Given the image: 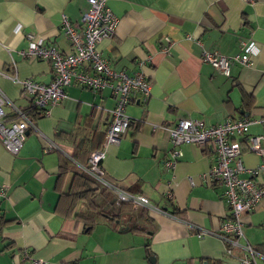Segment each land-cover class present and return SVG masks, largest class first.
I'll return each mask as SVG.
<instances>
[{
	"label": "crops",
	"instance_id": "crops-1",
	"mask_svg": "<svg viewBox=\"0 0 264 264\" xmlns=\"http://www.w3.org/2000/svg\"><path fill=\"white\" fill-rule=\"evenodd\" d=\"M105 4L117 24L114 35L99 42L97 50L113 69L128 73L150 56L142 71L151 93L147 101L134 96L126 106L131 124L119 144L108 147L102 167L108 181L121 182L167 214L115 207L94 191V200L119 218H104L83 231V223L72 214L83 204L72 209V201L62 195L74 174L64 154L85 162L91 146L104 135L115 100L107 89L93 92L71 82L49 115L36 119V130L28 132L17 155L0 143V185L6 186L0 202V264H31L24 253L46 264H237L224 255L223 244L213 235L229 210L224 187L203 179L214 159L212 146H177L180 157L167 171L163 164L171 144L165 128L181 119L212 126L229 117H264V0ZM87 9V0H0V70L48 84L54 76L51 65L23 59L19 53L27 48L26 35L40 36L68 54L72 48L63 35L61 16L81 26ZM245 39L254 43L252 65L235 63L228 77L201 60L204 50L235 55ZM0 89L15 105L28 107L19 84L0 76ZM4 110L10 113L8 106ZM38 133L64 154L45 151ZM262 133L261 123L247 129V135ZM241 142L244 166L264 164V157L248 149L246 139ZM168 188L171 199L165 197ZM242 223L247 242L264 255V200L242 215ZM131 224L142 230L124 228ZM200 233L205 234L198 237ZM262 258H257L259 264H264Z\"/></svg>",
	"mask_w": 264,
	"mask_h": 264
},
{
	"label": "built area",
	"instance_id": "built-area-1",
	"mask_svg": "<svg viewBox=\"0 0 264 264\" xmlns=\"http://www.w3.org/2000/svg\"><path fill=\"white\" fill-rule=\"evenodd\" d=\"M87 2L88 9L82 16L81 26L71 22L66 15L61 16L63 35L72 48L70 53H62L55 45L46 43L40 36L26 35L27 48L19 53L23 59L43 60L51 65L54 76L48 84H42L30 77L20 78L16 72L7 74L0 70V76L19 84L21 96L28 101V107L39 110V116H48L50 108L66 97V88L71 82L93 92L109 90L115 100L114 107L110 110V121L100 148L89 153L85 164L74 161L73 156L64 154L52 139L38 133L45 143L44 150L63 153L79 171L91 178L99 187L111 192L116 206L130 205L149 213L167 214L150 204L143 195L123 190L105 177L102 162L106 158L107 149L111 145L119 144L131 124L125 113L126 106L134 96L140 97L144 102L150 96L151 85L142 68L151 57L139 60L136 69L131 73L124 69H113L111 63L101 56L97 45L103 39L114 35L117 18L106 6L105 0ZM188 39L193 38L188 36ZM196 41L200 44L199 40ZM254 49V43L245 39L240 41L239 52L235 55L224 56L216 51L204 50L201 60L228 77L231 65L235 63L243 66L252 65L250 56ZM5 106L10 109L9 114L5 112ZM28 107L21 108L15 105L0 89V143L3 149L12 155L19 153L28 132L36 130L35 121L26 112ZM256 123H261L264 127V117L260 119L229 117L212 126H206L202 120L195 118L181 119L174 126L165 128L171 144V151L163 164L167 171L174 168L180 157V153L175 149L177 146L181 144L212 146L214 159L203 174V179L210 184L218 183L224 187L223 194L229 210L218 231L213 235L223 244L224 255L234 258L237 264H259L257 258L264 257L245 239L242 223V215L252 212L264 200V164L246 167L242 162L241 138L246 139L250 151L264 157V133L247 135L248 127ZM5 192L6 186L0 185V202L5 197ZM172 196L168 188L165 197L171 199ZM204 234L200 233L198 237ZM235 250H240L241 255L234 254ZM24 256L31 260V264H46L43 259L34 258L31 254L24 253Z\"/></svg>",
	"mask_w": 264,
	"mask_h": 264
},
{
	"label": "trees",
	"instance_id": "trees-1",
	"mask_svg": "<svg viewBox=\"0 0 264 264\" xmlns=\"http://www.w3.org/2000/svg\"><path fill=\"white\" fill-rule=\"evenodd\" d=\"M26 112L33 121H36V119L39 117V110H37L36 108L28 107L26 109ZM103 137L104 135L100 136L96 144L94 143L95 145L91 146L88 153H90L92 150L100 148ZM78 149L80 150L82 148L80 146H77L76 150ZM62 160L63 162L66 161L65 158H63ZM86 161L87 158L85 162H83V164H85ZM73 170H74V174L72 177V181L69 185V189H67L66 192L62 193V195L70 199V201H72L71 203L72 209L73 207L76 206V204L77 206H79L80 203L83 204V205L81 204L82 207H78V209L75 208L74 211L72 212L74 218L77 221H81L83 223V231L86 232L90 231L93 225L97 224L99 221L103 220L104 218H109L112 220H116L117 218H119V216H117L116 213H114L111 210L110 211L107 210L104 207V205H101L100 203L95 201L94 198L92 197L93 192L98 191L102 198H105L106 201L110 200V202H112V206L119 207L115 205L114 197L113 198L111 197L110 199L107 200V198H109L110 194L112 193L105 190L104 188L99 187L91 180V178H89L84 173L79 171L75 166ZM115 185L123 190L131 192V190L128 187H125L121 182H116ZM104 191L107 192V194H105ZM142 210L146 211L144 209ZM127 230L131 232H137V231H141L142 228H140L137 224H131L127 226Z\"/></svg>",
	"mask_w": 264,
	"mask_h": 264
},
{
	"label": "water",
	"instance_id": "water-1",
	"mask_svg": "<svg viewBox=\"0 0 264 264\" xmlns=\"http://www.w3.org/2000/svg\"><path fill=\"white\" fill-rule=\"evenodd\" d=\"M116 223H119V221H117ZM125 229H127L126 227H124ZM152 258V257H151ZM153 261V260H152ZM203 264H208L207 262L206 263H203Z\"/></svg>",
	"mask_w": 264,
	"mask_h": 264
}]
</instances>
